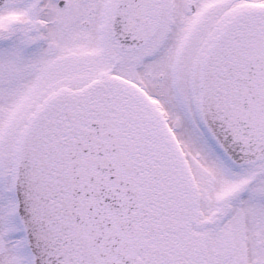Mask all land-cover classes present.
<instances>
[{
    "label": "snow or ice",
    "instance_id": "6c2138e0",
    "mask_svg": "<svg viewBox=\"0 0 264 264\" xmlns=\"http://www.w3.org/2000/svg\"><path fill=\"white\" fill-rule=\"evenodd\" d=\"M0 264H264V0H0Z\"/></svg>",
    "mask_w": 264,
    "mask_h": 264
}]
</instances>
